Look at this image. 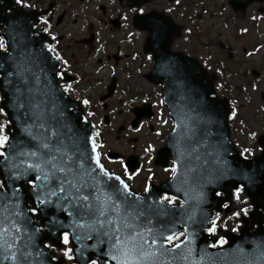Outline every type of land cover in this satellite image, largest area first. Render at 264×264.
<instances>
[{"label": "water", "instance_id": "water-1", "mask_svg": "<svg viewBox=\"0 0 264 264\" xmlns=\"http://www.w3.org/2000/svg\"><path fill=\"white\" fill-rule=\"evenodd\" d=\"M262 1L230 0V6L244 12ZM134 26L148 33L144 53L154 64L145 78L160 84L173 123L159 161L166 166L171 156L175 169L159 190L182 203L167 206L156 198L151 209L145 196L133 194L103 168L94 130L78 102L62 91L56 78L60 64L45 40L34 38L32 27H10L4 33L7 52L0 54V107L10 123L0 149V226L23 229L21 243L45 254L44 239L60 246L68 233L79 264L89 253L99 264H264V136L258 139V158L240 157L230 138L228 101L215 96L214 78L195 58L170 50L182 26L161 12L135 16ZM113 88L114 83L108 96ZM132 112L133 127L152 118L150 104ZM239 186L251 198L256 227L252 233L243 227L237 236L226 234L227 244L212 248L214 239L204 234L212 211L220 212ZM31 207L44 234L31 222ZM179 233L184 239L167 246V237Z\"/></svg>", "mask_w": 264, "mask_h": 264}, {"label": "flooded vegetation", "instance_id": "flooded-vegetation-1", "mask_svg": "<svg viewBox=\"0 0 264 264\" xmlns=\"http://www.w3.org/2000/svg\"><path fill=\"white\" fill-rule=\"evenodd\" d=\"M157 1L168 2V0H0V41L3 43V46L0 47V54L7 50L4 33L10 27H19V29L22 26L32 27L33 37H41L45 40L46 48L60 63L56 78L63 82L62 90L69 98L78 102L94 128L97 151L103 167L118 176L131 192L139 196L145 195L143 201L151 206V209L157 206L154 204L156 198H159L162 204L169 206L178 205L181 202L172 194L159 190L161 184L167 181L173 173L174 166L171 157H168V165L162 166L160 164L162 160L159 161V151L163 147L157 150L161 145L152 153H147L150 157V168L153 171L147 172L145 178L143 177L139 181L140 188H135L134 177L146 165L144 155L132 152L125 154L118 150L106 148V131L100 132V130L108 129L114 124L110 116V112L113 110L110 102L114 101L122 75H130L129 67L132 66L130 61L134 58L140 59V54L135 49H141L142 57H145L148 63H153L151 54L144 53L147 33L134 26V18L156 12ZM138 34H142L143 37L140 38ZM262 62L264 63V58ZM119 67L121 68L120 74L117 70ZM108 68L110 69L109 73L102 74L107 72ZM143 74L145 78L146 72ZM251 76L254 79L264 77V66H260L257 70H251ZM139 82L140 80H138ZM113 83L114 88L108 96V89ZM97 87L100 89H96ZM251 87L257 88L253 82ZM248 89L250 90L248 87L245 88V90ZM259 95L261 103L258 105H261V110L264 111V93ZM136 96L129 101L135 102ZM94 98L96 99L94 100ZM224 98L227 99L230 107L229 124L232 127L235 120L237 123L234 129L231 130L230 128V135L233 143L235 142L234 145L239 155L245 159L259 156L262 150L258 144V138L264 134H252L243 124L238 125L241 120L238 114L239 108L242 107V104L238 105L240 102L238 95ZM129 101L125 102L130 103ZM134 104L132 107L130 106L131 108H126L125 111L120 109L113 115L116 117L123 112L125 115L129 112L132 113L133 118L123 126L127 131L134 133L141 126L147 124L155 132L157 130L156 124L152 120L156 114L151 103L152 118L141 120L136 127L131 125L135 119L132 110L142 105ZM95 105H97V110L94 109ZM100 116L102 123H99ZM7 127L5 125V129ZM118 128H120L119 125L116 126V131ZM110 153L119 156H111ZM115 165L119 166L120 171L114 169ZM156 170L161 171V173L166 171L164 173L166 177L160 179L155 174ZM1 183L0 178V186ZM151 187L157 189H150ZM28 189L29 187H25L27 193ZM240 193H242L241 189L230 193L229 199L221 206V211L214 213L206 231L215 239L217 246L226 244V233L238 234L243 226L247 227L249 232L252 231V219L250 217L252 201L250 197L245 196L248 199L249 207L245 205L244 208L238 210V206L235 204L237 202L236 196ZM218 196L221 199L226 198L225 193H220ZM34 211L35 209L31 207L30 212ZM221 216L228 217V219H224L227 221L226 225H218L217 221ZM33 222L38 226L41 233L45 232L41 221L33 217ZM231 223L235 227H227ZM0 228L3 227L0 226ZM11 229L5 233H0V264H79L74 258L75 253L71 250L72 242L68 238L70 250L63 253H61V248L55 245L52 240H43L42 244L47 250L48 260L44 252L38 250L29 252L28 242L21 243L24 238L23 229L21 232L15 228L14 230ZM183 237L184 235L174 236L171 241L167 239L166 244L172 245ZM5 241L7 243H4ZM9 244H11V248L8 247ZM13 254H15V258H13ZM86 258L87 261L84 264H92L93 261L99 264L96 256L91 253Z\"/></svg>", "mask_w": 264, "mask_h": 264}, {"label": "rangeland", "instance_id": "rangeland-1", "mask_svg": "<svg viewBox=\"0 0 264 264\" xmlns=\"http://www.w3.org/2000/svg\"><path fill=\"white\" fill-rule=\"evenodd\" d=\"M156 11L171 15L175 22L182 26L181 34L174 40L171 50L195 58L206 69L209 76L215 80L217 97L229 98L238 95L240 101L238 105L242 104L238 113L241 119L238 125L243 124L252 134H264V111L261 110V105H258L261 103L259 94L264 93V77L254 79L251 76V70L264 66L262 62L264 58V0L248 5L244 12H234L230 7V0H177L172 4L167 1H157ZM138 35L140 38L143 37L142 34ZM135 51L140 54V59L134 58L130 61L132 63L131 67L128 65L130 75H122L118 92L115 94L114 101L110 102L113 108L110 116L114 124L100 132L106 131V148L125 154L132 152L144 155L146 165L134 177L135 188H140L139 181L147 175V172L153 171L150 168V157L147 153H152L160 145L157 150L163 147L164 136L171 130L172 124L161 101L160 86L153 85L144 78L143 72H149L153 63H148L145 57H142L141 49L136 48ZM117 70L120 74L121 68ZM106 71L102 74L109 73L110 69ZM138 80H140L139 83ZM252 82L256 84V89L251 87ZM246 87L250 90H245ZM134 96H136L135 102H130L129 100L134 99ZM144 102L154 106L153 111L156 115L152 122L156 124L157 130L154 132L147 124L134 133L125 130L123 126L133 118L132 113L125 115L123 112L116 117L113 113L120 109L125 111L134 103L139 105ZM94 109L97 110V105ZM0 118L5 125L7 119L2 111H0ZM99 123H102L101 116ZM117 125L120 128L116 131ZM236 125V120L232 127L229 124L231 130ZM114 169L120 171L118 165H115ZM164 173L159 170L155 172L160 179L166 177ZM236 199L235 205L238 206V210L245 205L249 207L248 199L244 194L240 193ZM224 219L228 217H219L218 225H226L227 221ZM227 227L235 226L231 223ZM69 250V242H64L61 253Z\"/></svg>", "mask_w": 264, "mask_h": 264}, {"label": "snow or ice", "instance_id": "snow-or-ice-1", "mask_svg": "<svg viewBox=\"0 0 264 264\" xmlns=\"http://www.w3.org/2000/svg\"><path fill=\"white\" fill-rule=\"evenodd\" d=\"M2 46H3V43H2V41H0V47H2ZM85 103H87V101H85ZM6 140H7V137H6V136H0V147H3V146H4ZM0 155H3V153H0ZM33 155H35V154L33 153ZM97 163H98V161H97ZM37 167H38V166H37ZM45 179H47V177H45ZM125 187H126V186H125ZM61 190H63V189H61ZM84 199H87V197H84ZM101 215H103V212L101 213ZM109 223H110V221H109ZM17 230H18V229H17ZM7 231H8L7 228H0V233H5V232H7ZM129 239H130V240H135V236H132V237H130ZM167 239H168L169 241H171V240H172V237L169 236V237H167ZM116 242H117V244H120V243H121L119 237L116 238ZM153 242H155V241H153ZM4 243H7V241H5ZM65 243H67V236H65ZM8 247L11 248V244H9ZM114 247H115V245H114ZM126 249H127V245H125V250H126ZM13 258H15V254H13ZM92 264H96V262L93 261Z\"/></svg>", "mask_w": 264, "mask_h": 264}]
</instances>
